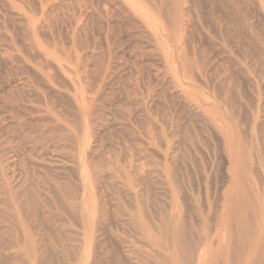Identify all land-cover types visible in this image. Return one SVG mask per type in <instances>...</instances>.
<instances>
[{
	"label": "rangeland",
	"instance_id": "1",
	"mask_svg": "<svg viewBox=\"0 0 264 264\" xmlns=\"http://www.w3.org/2000/svg\"><path fill=\"white\" fill-rule=\"evenodd\" d=\"M0 264H264V0H0Z\"/></svg>",
	"mask_w": 264,
	"mask_h": 264
}]
</instances>
